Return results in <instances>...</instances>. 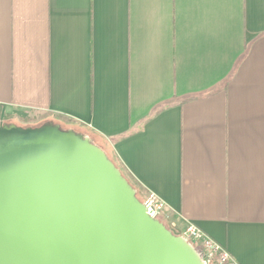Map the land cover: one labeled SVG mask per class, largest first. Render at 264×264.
<instances>
[{"label":"crops","instance_id":"1","mask_svg":"<svg viewBox=\"0 0 264 264\" xmlns=\"http://www.w3.org/2000/svg\"><path fill=\"white\" fill-rule=\"evenodd\" d=\"M0 109L95 136L165 225L264 264V0H0Z\"/></svg>","mask_w":264,"mask_h":264},{"label":"water","instance_id":"2","mask_svg":"<svg viewBox=\"0 0 264 264\" xmlns=\"http://www.w3.org/2000/svg\"><path fill=\"white\" fill-rule=\"evenodd\" d=\"M0 264H205L74 129L0 124Z\"/></svg>","mask_w":264,"mask_h":264},{"label":"built area","instance_id":"3","mask_svg":"<svg viewBox=\"0 0 264 264\" xmlns=\"http://www.w3.org/2000/svg\"><path fill=\"white\" fill-rule=\"evenodd\" d=\"M143 203L148 212L155 218H159L166 207V203L154 193H150ZM174 230L188 243L198 246L203 255L208 258L207 261L212 260L215 264H239L224 246L199 226L190 223L179 230Z\"/></svg>","mask_w":264,"mask_h":264},{"label":"rangeland","instance_id":"4","mask_svg":"<svg viewBox=\"0 0 264 264\" xmlns=\"http://www.w3.org/2000/svg\"><path fill=\"white\" fill-rule=\"evenodd\" d=\"M9 123H14V124H16L18 126H23V127H34V126H41V125L45 124V122H31V123H26V122H22V121H20L18 119L9 120ZM62 126H63V128H67L65 125H62ZM159 219L162 220L161 217H159ZM168 228L172 229V227H170V226H168ZM194 247L199 252V254H200V256H201V258H202V260H203V262L205 264H215L212 260L211 261H207L208 258L205 255H203V253L201 252V250L199 249L198 246L194 245Z\"/></svg>","mask_w":264,"mask_h":264},{"label":"trees","instance_id":"5","mask_svg":"<svg viewBox=\"0 0 264 264\" xmlns=\"http://www.w3.org/2000/svg\"><path fill=\"white\" fill-rule=\"evenodd\" d=\"M0 114H1V109H0ZM13 119V117H11V116H7V115H4V120H12ZM19 120L20 121H22V122H26V123H31V122H36V118H28V117H24V118H19ZM61 120H63V121H65L66 119H64V118H62ZM47 122H54V123H57V121L55 122V121H46L45 123H47ZM59 124V123H58ZM62 128H63V126H62ZM63 129H67V128H63ZM95 136H91V139H92V141L95 143V144H97L98 146H100L101 148H103L102 147V145H100L99 144V142L94 138ZM110 157V156H109ZM111 158V157H110ZM112 159V158H111ZM168 227V226H167ZM172 230L175 232V230L172 228Z\"/></svg>","mask_w":264,"mask_h":264},{"label":"flooded vegetation","instance_id":"6","mask_svg":"<svg viewBox=\"0 0 264 264\" xmlns=\"http://www.w3.org/2000/svg\"><path fill=\"white\" fill-rule=\"evenodd\" d=\"M1 123L9 124V120H0V124H1ZM34 127H36V126H34Z\"/></svg>","mask_w":264,"mask_h":264}]
</instances>
